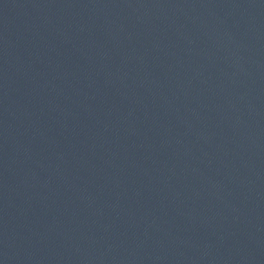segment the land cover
<instances>
[{
	"label": "water",
	"instance_id": "obj_1",
	"mask_svg": "<svg viewBox=\"0 0 264 264\" xmlns=\"http://www.w3.org/2000/svg\"><path fill=\"white\" fill-rule=\"evenodd\" d=\"M0 264H264V0H0Z\"/></svg>",
	"mask_w": 264,
	"mask_h": 264
}]
</instances>
